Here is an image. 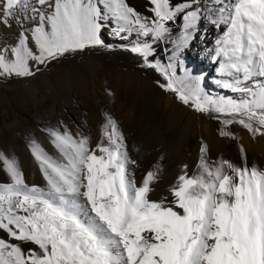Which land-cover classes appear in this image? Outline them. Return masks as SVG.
I'll list each match as a JSON object with an SVG mask.
<instances>
[{
  "label": "snow or ice",
  "instance_id": "6c2138e0",
  "mask_svg": "<svg viewBox=\"0 0 264 264\" xmlns=\"http://www.w3.org/2000/svg\"><path fill=\"white\" fill-rule=\"evenodd\" d=\"M215 2L218 23L226 25L213 57L219 74L227 77L218 83L239 93V100L203 95L199 84L170 74L172 64L165 68L149 61L152 46L139 37L157 40L168 33L165 22L183 10L173 9L170 0H149L153 18L141 16L126 0H0V24H22L28 11L35 22V50L21 32L13 59L7 50L0 54V76H30L29 61L45 64L66 52L101 45L100 21L107 18L102 4L116 23L117 36L136 34L128 50L164 77L162 88L186 105L191 102L196 111L230 117L221 121L225 126L239 123L253 136L264 135V0ZM198 19V9L186 13L185 39ZM50 135L66 163L33 146L46 189L25 184L17 163L0 153L12 181L0 184V231L8 237H0V264H264V170L226 160L209 165L202 146L198 172L188 176L185 165L169 188L172 199L157 201L149 196L157 173L147 172L137 186L129 168L135 161L111 118L103 132L107 146L101 141L89 148L87 139L76 141L67 131ZM29 243L39 250L22 246Z\"/></svg>",
  "mask_w": 264,
  "mask_h": 264
},
{
  "label": "rangeland",
  "instance_id": "374dc122",
  "mask_svg": "<svg viewBox=\"0 0 264 264\" xmlns=\"http://www.w3.org/2000/svg\"><path fill=\"white\" fill-rule=\"evenodd\" d=\"M126 2L140 13L141 16L149 18L154 17V14L149 11L151 7L149 0H126ZM234 2L235 0L230 1L231 4ZM199 3L201 2L199 1ZM100 7L101 10H103V7ZM27 16L28 19L24 20V25L32 30L35 25H33L31 16L28 14ZM214 20L217 21V19ZM215 21L212 24V28L216 31L217 27H219L223 35L226 30V25L217 26ZM173 23H178L180 26L183 25L181 36L177 35L175 30H173L174 27L171 25ZM101 25L102 27L99 32L100 38L104 41H108V36H106L105 33H110V30L116 27V23L110 21V23H101ZM185 25V18L181 21L173 18L166 24V27L169 29L168 33L164 34L161 38L153 40L151 36L139 37L141 42H147L152 46L153 55L149 57V61L152 63L159 61L165 68H167L169 64H172V68H167V70L170 71L169 73L171 74L174 72L176 79L183 80L185 83L193 86L199 84L203 95H207L213 99H229V94L219 93V90L215 89L213 78L214 74L219 73L218 61L211 65V59H205L204 56L197 55L191 52V50L186 49L184 34L186 33ZM190 30L191 28L187 29L188 32ZM112 33L115 37L120 38L115 32L112 31ZM121 35H127V33H122ZM2 38L7 40L6 37L0 34V43ZM136 39V34L133 33L127 39V44L126 39L123 43L125 42L127 48H131ZM216 47L217 45L214 44L213 51H211L210 54L211 58L215 56ZM32 48L35 49V46ZM85 48L66 52L56 58V61L54 60L52 70L61 74L60 80L56 81V84L52 83L49 90H46V88L41 89L42 87L38 85V83L30 84L32 85L31 88L29 87L22 91L20 89L10 90L7 88L8 84L13 79L19 80L21 78V76L15 74L0 80V127L7 125L8 130H10V132H5L0 128V153H3L4 156L10 160H14L15 158L14 161L23 174L24 183L29 184L30 187L32 185L39 186L40 188L43 187V175H41L43 173L32 154L34 144L43 151L45 150L44 153H48V156L55 155L61 160V163H66L63 156L54 146L49 147V145H45L44 148L39 146V143L43 141L44 138L47 137L46 139L48 140L53 138L50 133L60 132L63 134L67 131L76 141L87 139L89 148H95L101 141L107 146L108 141L103 135V132L108 118L115 121L116 126L118 128L120 127L119 132L122 136H126V117L135 109L140 110L142 108V100L146 92L141 91L135 84L143 82L148 86L152 85L154 87H159L164 95L170 96V92L160 86L165 80L164 77L160 74L157 75L158 77H155L150 68L145 66L143 58L138 54L131 56L132 58L114 56L103 59L101 56H98L100 53L99 51L92 50L94 52H91ZM90 52L91 54L94 53L93 55H97L99 59H93L94 57H91L92 55ZM87 56H89L90 59L92 58L91 60L94 62V64L90 65V69L85 68L83 65L88 58ZM70 59L72 61L78 60L72 62ZM80 59L84 60V62ZM33 65L38 64L35 62ZM70 65L75 66L70 67ZM75 68L78 70L75 71ZM226 78L227 77H223V79ZM128 82L129 84H127ZM35 85H37V87ZM209 112L210 113L205 115L203 121H213L220 136L221 130L231 133L230 136H221L222 139L230 141L237 139L235 130L241 126L239 123L225 126L221 121L229 119L230 117L221 115L215 111ZM196 114L199 119L198 122L201 124V118L199 117L201 113L197 111ZM38 118L42 120L44 124H38ZM241 127L245 129L243 126ZM108 131H111L110 127ZM259 135L260 134H256L253 136L252 134V137L257 138ZM124 143L126 146V142ZM97 155H99L98 152ZM1 165L2 162H0V171H4H1V174H4V176L2 177L0 174L2 179L0 183H12L10 176L3 169V165ZM31 174H33V177L30 176ZM28 176L34 179L32 180Z\"/></svg>",
  "mask_w": 264,
  "mask_h": 264
},
{
  "label": "bare ground",
  "instance_id": "6f19581e",
  "mask_svg": "<svg viewBox=\"0 0 264 264\" xmlns=\"http://www.w3.org/2000/svg\"><path fill=\"white\" fill-rule=\"evenodd\" d=\"M199 1L201 3H199ZM230 1L231 0H225V2L228 4H231ZM32 2L35 3V0H32ZM93 2L95 3L97 2V0H93ZM189 3L192 4V7L184 8V5ZM170 4L171 6H173V9H183L182 11H177L175 13L174 18L179 19V21L185 18V15L188 11L196 9L199 10V19L196 21L195 25L191 28V30L189 32L187 31V39H185V46L187 50H191V52L197 55H202L205 57V59H211V65L215 64L216 61L211 58L210 54L211 51H213L214 44H216L217 39L222 36V33L219 27H217L216 31H214V29L212 28V24L215 21L214 19H217V21H215V23H217V26L223 25L218 23L220 19V13L218 11L220 5L217 4L215 0H170ZM98 6L103 7L102 4H98ZM27 14L32 16L31 11H28ZM102 15L106 16L107 18L103 19V21H100V23L106 24L110 23V21L113 23L115 22L104 9L102 10ZM19 18L20 14L18 13V19ZM9 23L11 24V27H7L3 24H0V34L3 37L7 38V40H4L2 38V41L0 43V54H3L4 50H7L8 59H13V57L11 56V51L14 47L18 46L19 36L21 32H23L29 37V47L32 48L35 46V44L34 41L31 40V29H28V26L25 27L24 20L22 21V24L17 23V20H10ZM165 23L168 24V21H166ZM33 25H35L34 21ZM171 25L174 27L173 30H175V33L177 35H180L181 31H183V25L180 26V24L178 23H173ZM114 28L110 30V33L103 32L106 34V36H108V41H104L101 39V45L89 46L85 49L91 52H94L92 50L99 51L100 53L98 56H101L103 59L114 56H126V58H132L131 56H134L135 53H132L128 50L129 48H127L125 42L123 43L125 39L117 38L113 35L112 31L114 32ZM93 54L94 53L91 54V57H94L93 59H99L97 55ZM87 57L88 58L85 60V62L84 60H80L84 62L83 65L85 66V68L90 69V65L94 64V62L93 60H91L92 58L90 59L89 56ZM54 60L55 59H52L50 61H47L45 64L40 65H33L35 61H29V66L33 72V75L21 76L19 80L13 79L8 84L7 88L10 90L20 89L22 91L29 87L31 88L32 85L30 84L38 83V85L42 87L41 89L46 88V90H49L50 85L52 83H55L56 81L60 80L61 73L59 74L55 70H52ZM72 60L70 59V61ZM71 66L72 65H70V67ZM77 70L78 69L75 68V71ZM150 70L153 72L155 77L160 74L156 71L155 68H150ZM6 77L7 76H0V80ZM222 80L224 79L219 73L214 74L213 82L215 85V89L219 90V93L229 94V99L239 100V93H234L229 89H225L221 83H218ZM166 82L167 81L164 80L163 84H166ZM127 84H129V82ZM135 85L136 87H139L141 91H145L146 94L142 100V108L140 107V110L135 109L131 112L130 115L126 117V136H123V143L126 142V146H124L126 148V151L128 152L129 158L135 161V164L129 165V168L135 177L137 186L141 184L147 172L155 171L157 173V179L151 185L153 191L149 194L150 199L157 201L160 200L162 197H167L169 200L172 199L171 193L169 192V188L173 184H175L177 177L183 174L185 165L187 166L186 171L188 176H192L193 174H196L198 172L197 164L199 162L200 149L202 146L207 147L205 158L209 165H214L221 160H226L240 168H243L245 166L251 168L255 166L260 170H264V135H259L257 138H253L252 134L248 130L243 129L240 126L237 130H235L237 139H234L232 141L222 139L213 121H203L205 115L210 113L209 111L200 112V124L198 122L199 119L196 114L197 111L191 105V102L186 105L180 99H178L176 93L169 91L170 96L164 95L162 93L163 91H161L159 87H154L152 85L148 86L146 83L144 84L143 82H140V84L138 83ZM35 86L37 87V85ZM52 92L55 93L54 91ZM38 120V124L43 123L42 120ZM0 128L3 129L5 132H10V130H8L7 125H3ZM118 129H120V127ZM46 138L41 141L42 143L38 142L40 144L38 145L43 148L45 145H49V147L54 146L53 138H51L50 140ZM49 157L58 162L61 161L55 155H49ZM38 166L39 168H41L39 162ZM32 175L33 174H31L30 176ZM3 176L4 174L2 175V177ZM31 179L33 180L34 178ZM1 181L2 179L0 177V182ZM27 185L29 186V184ZM42 186L43 189L47 188V182L44 178V175ZM0 237H3L5 239L8 238L7 234L3 231H0ZM11 242L21 243L18 241ZM22 246L25 249H35L37 251L39 250L36 245L30 243L23 244Z\"/></svg>",
  "mask_w": 264,
  "mask_h": 264
}]
</instances>
